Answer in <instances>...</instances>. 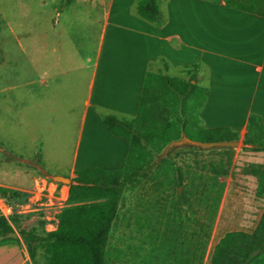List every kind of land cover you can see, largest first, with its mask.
<instances>
[{"label":"crops","instance_id":"crops-1","mask_svg":"<svg viewBox=\"0 0 264 264\" xmlns=\"http://www.w3.org/2000/svg\"><path fill=\"white\" fill-rule=\"evenodd\" d=\"M137 2L44 0L43 25L27 32V46L14 28L2 36L0 136L13 152L27 141L23 161L36 159L31 164L45 176L121 167L130 142L103 117L134 119L149 72L196 76L192 82L206 93L204 128L243 136L251 114L264 124V15L230 0H159V18L151 21ZM0 264L33 263L26 248L6 240Z\"/></svg>","mask_w":264,"mask_h":264},{"label":"rangeland","instance_id":"rangeland-1","mask_svg":"<svg viewBox=\"0 0 264 264\" xmlns=\"http://www.w3.org/2000/svg\"><path fill=\"white\" fill-rule=\"evenodd\" d=\"M67 2L57 0L59 4ZM43 4L44 0H0L3 13L0 14V40L3 35L11 36L14 28L27 46V32L43 25ZM17 60L21 64L20 58ZM189 77L188 74L185 79ZM158 94L155 107L159 123L165 125L181 117L191 121V129L200 125L199 113L192 110L193 102L184 108L160 91ZM162 124L137 141L138 144L142 142L139 154L143 159L136 167L138 175L125 186L106 243V264H211L216 242L231 230L252 232L264 211V195L257 193L260 181L257 174L264 171V149L256 148L257 141H264V135L250 132L247 136H238V146L222 150L180 146L165 155L167 145L160 136ZM192 136L196 140L206 138L199 133ZM247 138L255 142L246 143ZM4 140L0 136V191L6 187L11 193L18 192L12 199L19 209L27 208L23 205L30 203L32 210L14 215L11 225L18 236L0 240V243L16 241L28 250L33 264H47L45 249L38 246L33 255L23 232L43 233L55 229L58 214L69 201L62 204L57 198L50 201L46 196L43 203H35L33 197L31 200L30 195L36 197L39 192L33 178L42 185V178L50 179V176L31 164L36 159L31 163L23 161L29 156L25 154L30 147L27 141L19 139L21 148L13 152ZM85 151L83 143L81 158ZM51 162L58 165L55 159ZM75 176H68L71 182ZM27 190L36 193L30 194Z\"/></svg>","mask_w":264,"mask_h":264},{"label":"trees","instance_id":"trees-1","mask_svg":"<svg viewBox=\"0 0 264 264\" xmlns=\"http://www.w3.org/2000/svg\"><path fill=\"white\" fill-rule=\"evenodd\" d=\"M237 7L264 15V0H230ZM137 11L144 18L157 21L160 14L159 0H138ZM193 74L189 79L173 77L163 73L149 72L141 98L138 115L134 119H123L113 114H105L104 122L111 132L126 137L130 142V153L123 165L114 170L86 168L78 171L70 184L69 205L58 214L56 229L40 233L36 230L23 232L29 251L42 246L47 255V264H106V243L119 204L129 180L138 175L136 167L143 159L139 152L141 143H137L145 134L158 127L156 101L159 91L165 97L181 107H188L193 102L194 113H199L206 100V93ZM195 98V99H192ZM195 100V101H194ZM198 119L200 117L198 116ZM158 121V124H157ZM187 118L178 117L162 124L160 136L168 145L172 140L199 133L202 140H237L239 134L230 128H204L201 125L191 129ZM264 135V124L260 116L251 114L248 131ZM245 142H255L245 139ZM257 149H264V141L258 142ZM23 160V159H22ZM34 160V159H33ZM259 185L257 193L264 195V171L257 174ZM0 194L8 192L3 187ZM2 192V193H1ZM10 194L15 196L18 192ZM14 230L10 222L0 218V234ZM211 264H264V211L256 228L252 232L231 230L226 232L214 245Z\"/></svg>","mask_w":264,"mask_h":264},{"label":"built area","instance_id":"built-area-1","mask_svg":"<svg viewBox=\"0 0 264 264\" xmlns=\"http://www.w3.org/2000/svg\"><path fill=\"white\" fill-rule=\"evenodd\" d=\"M43 184L39 185V181L35 180L34 182L38 184V190L36 197L34 195H30L31 200L32 197L36 198L35 203H43L44 196L48 197L50 201H52V198L55 197L59 201H61L62 204H66L69 200L70 192L68 190H64L65 183H60L57 181L52 180L51 178L43 177ZM67 189V188H66ZM48 191V194H45V191ZM26 192L30 194H34L35 191L27 190ZM36 193V192H35ZM58 193V194H57ZM29 197V199H30ZM12 195L8 191L7 194L2 195L0 194V218H5L9 222L12 220L15 214L20 211H29L32 210L30 207V203H25L23 206L27 207L23 210L19 209V205L16 204V202L13 201ZM54 226V225H53Z\"/></svg>","mask_w":264,"mask_h":264},{"label":"water","instance_id":"water-1","mask_svg":"<svg viewBox=\"0 0 264 264\" xmlns=\"http://www.w3.org/2000/svg\"><path fill=\"white\" fill-rule=\"evenodd\" d=\"M195 146L200 149H210V148H217V147H236L239 145L238 140H211V141H203V140H196L187 135H183L182 138L172 140L166 147L164 154L166 155L171 149L180 147V146ZM50 178L54 181L70 184L71 178L68 176L63 175H51ZM18 234L15 231L9 232L7 234H0V240H4L7 238H16Z\"/></svg>","mask_w":264,"mask_h":264}]
</instances>
